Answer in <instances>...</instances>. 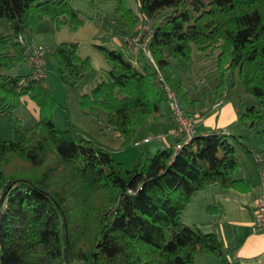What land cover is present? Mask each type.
<instances>
[{"label": "trees", "instance_id": "16d2710c", "mask_svg": "<svg viewBox=\"0 0 264 264\" xmlns=\"http://www.w3.org/2000/svg\"><path fill=\"white\" fill-rule=\"evenodd\" d=\"M135 1L136 12L126 0H115L124 27H116L117 33L131 38L144 18L152 32L148 47L163 81L146 57L136 62L117 49L98 46L107 68L104 78L81 96L85 112L105 111L106 124L122 146L160 112L164 86L175 92L184 112L187 95L169 63L189 60L194 45L218 49L215 102L227 90L226 74L238 77L257 101L237 114L257 130L264 122V0ZM46 16L71 29L83 24L69 0H0V20L9 29L0 31V116L24 95L38 110L37 123L22 140H0V264H195L197 255L216 259L208 264H230L223 238L185 224L181 215L191 196L210 184L247 188L234 178L239 167L234 142L251 155L249 142L195 129L189 144L175 150L178 139L171 138L147 164L126 168L70 123L60 128L51 119L55 101L43 79L33 78V71L9 73L28 63L33 29ZM45 49V57L51 56L69 80L84 77L89 61L76 54L74 43ZM208 212L214 213V207Z\"/></svg>", "mask_w": 264, "mask_h": 264}, {"label": "rangeland", "instance_id": "374dc122", "mask_svg": "<svg viewBox=\"0 0 264 264\" xmlns=\"http://www.w3.org/2000/svg\"><path fill=\"white\" fill-rule=\"evenodd\" d=\"M77 2L78 5L76 6L78 9L72 8L76 10L79 17L83 18L81 26L71 29L67 24L58 25L56 19L46 16L35 25L32 32V44L74 43L76 45V54L82 58H87L89 61V67L84 77L78 81H73L62 73L61 68L51 56L45 57L42 67L45 76L43 83L49 88L55 101V106L50 112L51 119L60 128L67 127L68 122L85 138L103 147L106 146L107 148H105L109 151L111 158L126 168H131L134 162L142 161L147 164L150 158L158 151L151 150V148L164 138L161 140L154 138L146 144L142 143L143 139H141V136L150 138L158 134L146 128H141L136 132L131 144L122 146V141L119 140V143H121L117 145V133L107 126L105 111L100 108H94V117L88 116L85 114V111L88 110L87 107L81 103V96L89 94L92 87L104 78V56L98 46L117 49L130 58L133 56L134 58L145 59V56L141 52L136 55L128 47L124 46L127 49L125 50L113 42L112 34L117 33L115 31L116 27L124 30L122 20L115 12L117 5L115 0H77ZM134 3H136L135 0H126L129 8H133ZM0 31H9L4 20H0ZM136 33L137 31L135 30L134 32L133 30L130 36L133 37ZM217 52L218 49L215 48L214 50L207 49L203 51L192 45L189 60L182 58L170 60L169 70L174 77L180 79L182 93L186 95L189 93L196 98L202 97L203 101L206 98L211 99L219 81L214 59ZM31 71H34V69L28 63L22 62L14 66L9 73L26 75L30 74ZM224 81L227 84V90L220 100L221 104L229 105L228 107L238 113L244 112L245 107L249 105H257V101L244 91L238 77L233 80L226 74L224 75ZM34 104L29 95L21 96L10 113L0 116V140H22L25 136L26 126L28 127L27 124L31 123L27 122V117L33 110L31 105ZM219 109L216 108L212 113L218 112ZM97 112H99L98 117L95 114ZM237 123L240 129L247 134V125L241 120H238ZM234 144L238 163L254 162V157L248 154L242 146L235 142Z\"/></svg>", "mask_w": 264, "mask_h": 264}, {"label": "crops", "instance_id": "0c3cea01", "mask_svg": "<svg viewBox=\"0 0 264 264\" xmlns=\"http://www.w3.org/2000/svg\"><path fill=\"white\" fill-rule=\"evenodd\" d=\"M69 2L72 7L78 9L76 6L78 5L77 0H69ZM136 7V3H134L133 8L130 7V9L136 12ZM112 35L113 42L117 46L127 50L125 48L127 45L124 44L126 38L116 32ZM33 45H41L48 48L52 44L33 43ZM79 57L82 58L81 56ZM130 59L136 62L140 60L133 56ZM106 68L107 65L105 63L103 71ZM44 77L43 74L42 79ZM212 98L213 95L211 96ZM211 99L206 98L203 101L202 97L196 98L188 93L187 99L183 102L184 111L195 118L197 134L222 129L226 135L243 136L246 138L253 151L251 156L254 157V162L238 163L239 167L234 172V178L245 181L248 186L247 188L239 186V188L225 189L217 183L210 184L191 196L189 203L182 212L181 218L185 224L196 226L202 233H218L223 238L225 256L230 264H264V231L257 230L254 227V202L257 194L260 192L259 164L255 161V155H259L264 160V122L260 124L257 130L248 128V133L245 134L237 123L238 112L228 107L229 105L222 103L219 111L212 113L216 108L213 107L214 100L211 101ZM218 100H221V98L216 101ZM31 106L33 110L27 117V122L31 123L27 124V129L33 127L38 121L37 107L35 104ZM90 113L92 114H85L94 117L93 110H90ZM95 114L98 117L99 112ZM172 122L171 112L165 101H163L160 112L155 114L150 119L148 125L144 127L147 130H151V132L164 135V139L157 142L151 150H161L168 145L171 138L165 136V134L172 126ZM145 138L147 137L141 136V139ZM116 140L117 145H120L121 142L119 143V140L121 139L118 135H116ZM210 206L214 207V213L208 212V207ZM215 262L216 259L210 255H197L195 258V264Z\"/></svg>", "mask_w": 264, "mask_h": 264}, {"label": "built area", "instance_id": "2783aa9c", "mask_svg": "<svg viewBox=\"0 0 264 264\" xmlns=\"http://www.w3.org/2000/svg\"><path fill=\"white\" fill-rule=\"evenodd\" d=\"M137 33L131 38L125 39V44L136 55L140 52L144 54L150 63L151 67L155 70L157 76L163 81L160 69L156 61L151 55L149 50V41L152 36V32L148 27V24L144 21V18L136 26ZM18 40L22 42V38L19 36ZM46 49L41 45H33L31 51L27 57L28 64L34 69L33 78L40 79L43 77L42 67L45 61ZM165 101L168 109L171 112L173 122L172 126L167 130L165 136L173 139H178L175 143V150L180 149L183 145H187L191 142L192 137L195 134L196 120L195 118L186 115L179 106L176 94L168 86H164ZM221 105L220 101L214 103L213 107L218 108ZM221 134H226L224 130H218ZM164 135L158 134L150 138H145L142 143H146L151 139H161ZM255 161L259 164V177H260V192L257 194L254 202V227L257 230L264 231V160L259 155H255ZM2 207V201L0 199V208Z\"/></svg>", "mask_w": 264, "mask_h": 264}]
</instances>
